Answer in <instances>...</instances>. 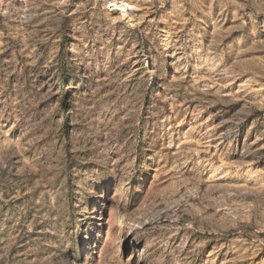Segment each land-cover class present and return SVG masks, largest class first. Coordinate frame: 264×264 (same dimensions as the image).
<instances>
[{"label": "rangeland", "instance_id": "374dc122", "mask_svg": "<svg viewBox=\"0 0 264 264\" xmlns=\"http://www.w3.org/2000/svg\"><path fill=\"white\" fill-rule=\"evenodd\" d=\"M0 264H264V0H0Z\"/></svg>", "mask_w": 264, "mask_h": 264}]
</instances>
